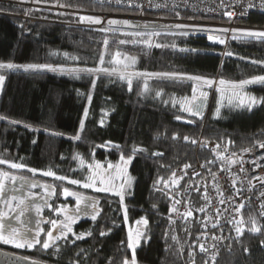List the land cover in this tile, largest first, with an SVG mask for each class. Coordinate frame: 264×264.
Returning a JSON list of instances; mask_svg holds the SVG:
<instances>
[{
	"label": "trees",
	"instance_id": "16d2710c",
	"mask_svg": "<svg viewBox=\"0 0 264 264\" xmlns=\"http://www.w3.org/2000/svg\"><path fill=\"white\" fill-rule=\"evenodd\" d=\"M21 2L36 0H0V64L50 65L55 70L17 67L0 71L4 77L0 83V116L5 117L0 119V159L23 165L13 169L9 163L0 164V171L29 175L51 171L53 177L83 184L88 173L86 177L75 176L77 156L87 161L90 169L101 172L107 165L114 171L131 157L127 170L133 182L123 194V204L112 192L99 194L100 213L95 220L83 222L80 227L85 238L70 248L88 264H124L126 259L131 264L128 227L143 225L145 239L135 247L136 264H209L197 252L198 236L205 224L200 209L207 207L199 183L205 177L209 179V173H188L179 180H174L173 174L182 167L210 168L218 161L217 153L197 148L200 138L216 142L231 155L264 144V83L254 82L247 88L249 94L263 99L260 105L252 110L226 108L219 117H214L218 93L211 98L201 93L196 96V105L207 107L202 117L181 111L169 100L193 93L199 81L189 77L240 85L264 76V39L249 35L224 44L211 43L205 35L109 32L72 25L69 22L77 19L72 15L35 10ZM61 5L74 10L134 14L130 9H113L84 0H63ZM147 16L218 20L183 11ZM238 25L259 32L264 29V14L251 13ZM229 52L232 55H225ZM125 64L129 65L128 73L176 75H131L130 90L127 80L118 74V68ZM92 68H115L116 72H79L77 78L68 71ZM77 135L80 138L74 139ZM133 148L142 151L133 154ZM97 164L101 167L96 168ZM187 184L191 191L185 198L192 215L184 222H175L172 209ZM247 217L254 218L252 210ZM145 219L147 224L137 223ZM233 227L237 228L216 231L220 237L228 233L229 240L214 264H264V231L254 234L249 222ZM211 253L210 247L209 256Z\"/></svg>",
	"mask_w": 264,
	"mask_h": 264
},
{
	"label": "built area",
	"instance_id": "2783aa9c",
	"mask_svg": "<svg viewBox=\"0 0 264 264\" xmlns=\"http://www.w3.org/2000/svg\"><path fill=\"white\" fill-rule=\"evenodd\" d=\"M53 4L32 2L23 3L35 10L48 11L58 14L72 15L76 21L69 22L72 25L107 30L109 32H121L120 25H107L110 21L116 23H163L173 25H183L182 29L169 30L166 33H191L192 35H205L221 37L226 44L235 35L231 31L224 32L223 29L233 30L238 24L248 18L251 13L264 14V0H84L94 4L110 7L113 9L125 8L134 11V14H124L115 11H94V10H74L61 6L63 0H54ZM183 11L193 13L201 17H215L217 21L202 19L191 20H168L164 18L149 17L147 14L158 12ZM231 13L232 15H227ZM84 18V19H82ZM88 18L99 19L100 23H90ZM105 25H107L105 27ZM133 25V24H132ZM194 27V29H191ZM202 27L205 29H195ZM105 28V29H104ZM114 29H120L115 31ZM168 29V28H167ZM172 29V28H169ZM243 29H249L243 27ZM105 30V31H106ZM264 32V29H258ZM129 32H137V28L129 27ZM150 32H146L148 34ZM160 34V33H159ZM236 37V36H235ZM238 38V37H236ZM219 146V147H217ZM197 148L208 150L218 154V161L214 162L210 168L196 165L190 168H178L174 171V180H179L188 175L192 176L199 172L207 171L210 178L205 177L199 183L201 195L207 196V207L200 211L204 214V229L198 236L199 243L197 252L205 257L209 264H214L218 254L225 248L229 240V234L218 236L223 229L244 225L249 222L254 234L264 231V147L253 146L236 154H228L226 150L214 141L199 139ZM215 175V179H213ZM172 178V179H173ZM191 191V185H186L184 192L178 195L174 207L178 210L172 211L175 222H184L187 217L184 214L190 209V202L186 201V195ZM221 201H224L221 203ZM243 205V207H241ZM254 213V218L250 219L247 214L250 210ZM179 213V214H178ZM246 214L245 218L244 215ZM215 225V227L213 226ZM259 229V231L254 230ZM235 235H238L235 233ZM203 246V251L201 250ZM212 248L209 256V248Z\"/></svg>",
	"mask_w": 264,
	"mask_h": 264
},
{
	"label": "flooded vegetation",
	"instance_id": "af4514ba",
	"mask_svg": "<svg viewBox=\"0 0 264 264\" xmlns=\"http://www.w3.org/2000/svg\"><path fill=\"white\" fill-rule=\"evenodd\" d=\"M0 173L6 174L0 176V182L4 185L3 197L0 200V211L5 212L7 217H10L4 220L5 234L7 235V231L10 228H17L24 238L28 240L35 238L40 241V243H36L32 247L26 245L21 248L14 247L12 244L0 243V264H88L70 246L73 247L77 240L81 241L85 238V232L80 227L83 222L85 220L93 221L92 215L97 216L100 213L98 195L112 191H96L83 188L81 184L69 183L72 180L70 178L59 180L53 176L29 175L28 173L22 174L16 171L7 172L4 169ZM98 173L105 175L101 171ZM11 177H15V180L13 181ZM32 185L36 186L32 187ZM65 188L85 198L82 201L79 213L75 211V197L64 196L63 190ZM13 196L17 197V199L12 200ZM21 198L24 199L23 205L19 204ZM93 202L95 203V208L91 207ZM9 203L11 204V209L9 208ZM84 204L89 206L84 207ZM24 207L28 210L21 217V220L25 221L21 225L15 219V215L20 208ZM66 215L75 217L74 222L71 223L72 232L69 233L67 229H64L66 238L61 236L55 241H49V248L44 249L42 244L43 241L48 239L47 232L53 231V225L49 221L58 220L64 222ZM56 227L59 229L61 225L58 224ZM81 234H83L82 238L77 239V236H81ZM58 235H60L59 231H53V236Z\"/></svg>",
	"mask_w": 264,
	"mask_h": 264
},
{
	"label": "snow or ice",
	"instance_id": "6c2138e0",
	"mask_svg": "<svg viewBox=\"0 0 264 264\" xmlns=\"http://www.w3.org/2000/svg\"><path fill=\"white\" fill-rule=\"evenodd\" d=\"M36 2H39V0H36ZM61 6H64V5H61ZM227 15L231 16L232 14L231 13H228ZM84 19V18H82ZM89 19V22L90 23H100V20L99 19H92V18H88ZM109 23H116L115 21H110ZM125 24H127V22L125 21L124 22ZM177 27H184L183 25H178ZM222 31L224 32H228V31H232V32H238V31H242V30H229V29H223ZM139 35V34H137ZM183 35H187V33H183ZM248 35L252 36V37H256V38H261V39H264V32H251V33H248ZM233 38H236L235 36ZM209 39L213 40V42H216V43H224V40L223 39H218V38H215V37H209ZM120 43H125V41H120ZM105 45H107V41H105ZM157 47H160L161 45L157 44L156 45ZM117 56L120 55V53L118 52L116 54ZM225 55H232V53H225ZM110 63H112L113 61H109ZM100 63L103 64L104 63V57L103 55L100 57ZM115 63H120V61H115ZM131 63H135V59L132 58L131 60ZM253 63H256L255 61H253ZM17 67H21L23 68L24 70H29V69H38V68H50L51 70H55L54 68H52V66L50 65H35V64H27V65H14V64H0V68H7V69H13V68H17ZM129 65L128 64H125L123 69L121 70V75H120V79H125L127 80V83H128V86H129V89L131 90V84H132V80L130 79V76L131 75H151V76H167V77H171V76H174L176 74H173V73H150V74H143V73H140V74H134V73H128L127 69H128ZM69 72L71 73H75L77 74V78H78V73L79 72H87L89 74H93V73H97V72H103V73H106V74H111L113 72H116V69L113 68V69H108V68H92V69H69L68 70ZM190 79H195V80H200L202 79L201 77H189ZM4 80V77L3 75H0V83H2ZM253 82H261V83H264V76H261V77H255L253 78L252 80H246V81H243L242 84H248V83H253ZM205 83L211 85L212 81H205ZM221 84H224L225 82L223 80L220 81ZM95 86V81L93 80V87ZM145 88H147V85L145 84ZM193 93H195V88L193 89ZM157 95H160V92H157ZM202 96H206L205 93H201ZM91 99V97H89V100ZM187 99V98H185ZM196 100V96L193 95L192 97V101L191 102H194ZM249 107H251V105L253 103H257V99L255 97H249ZM190 102V103H191ZM202 107V103L201 104H198L196 105L195 107V110L192 108V107H186L184 105H182V108L185 110V111H188L191 115H199L200 114V109ZM218 111V110H217ZM87 115V110H85V116ZM177 119H181V117L177 116L176 117ZM0 119H5V117H2L0 116ZM10 123H13V124H16V123H19L18 121H10ZM27 126V125H26ZM81 129H83V121L81 122ZM79 135H77L74 139H79ZM185 139L187 140L188 138L185 137ZM193 143H195V141H192ZM219 147V146H217ZM261 147H264V144L261 145ZM136 151H142V149H137V148H133V154H135ZM121 159L123 160L124 157L122 156ZM131 160V157L128 158L127 161H125V163L129 162ZM81 164L84 163V161L81 159ZM4 163H9V167L10 168H13V169H19V168H22L23 165L21 164H17V163H10V162H7V161H4L3 159H0V164H4ZM211 163V162H210ZM96 168H99L100 165H96L95 166ZM109 167H112L111 165H109ZM185 167H188V165H186ZM29 171H35L33 169H29ZM3 175H6L4 173H0V176H3ZM43 175H46V176H55V174L51 171H48V172H44ZM111 174H109L110 176ZM175 175V174H173ZM198 175V173H197ZM56 179H59V180H64L66 179L65 177H55ZM11 179L14 181L15 180V177H11ZM95 176H90L87 178V181L83 182L82 184V187L84 188H89V187H93L94 190L96 191H113L114 194L118 195L120 197V201L121 203L123 204V200H124V195H123V185H121V191H115L114 188H109V187H97L96 184H95ZM213 179H215V175H213ZM106 181L104 179H101L99 181L100 184H104ZM108 183H111V180L109 179L107 181ZM69 183L71 184H81V181L79 180H70ZM36 185H32V187H35ZM165 186H167V183H165ZM3 190H4V185L2 182H0V193H3ZM50 193H51V189L49 190ZM197 191H199V189H197ZM63 194L65 197H68V196H73L75 197L76 199V209L75 211L77 213H79L81 211V204H82V201L85 199L84 197L78 195L77 193L75 192H71L69 191L67 188H65L63 190ZM12 200H16L17 197L13 196L11 198ZM205 199H207V196L205 195ZM224 201H221V203H223ZM176 203H179V201H176ZM20 205H23L24 204V199L21 198L20 199V202H19ZM89 205L88 204H84V207H88ZM17 207H19V205H17ZM91 207L95 208V203L93 202L91 204ZM241 207H243V205H241ZM9 208L11 209V204L9 203ZM28 209L26 207L24 208H20V210L17 212V214L15 215V219L21 224L23 225L25 223L24 220H21V217H23L25 215V212L27 211ZM37 211H39V209H37ZM59 212V210H57ZM172 211H177L178 210L173 207ZM200 211H203V209H200ZM179 214V213H178ZM183 215L184 217H187V216H191L192 213L191 211H188L184 214H181ZM5 218H10V217H7V214L3 211H0V243H5V244H12L14 247H17V248H21V247H25L26 245L28 247H32L34 244L36 243H40L39 240L33 238L32 240H28L26 238H24L21 233H20V230L17 229V228H10L9 231H7V235L5 234V224H4V220ZM74 219L75 217L72 216V215H66L65 216V221L64 222H60L58 220H51L49 221V223H51L53 225V231H59L60 232V235L58 236H53V231H48L47 232V237L48 239L43 241V244H42V247L44 249H47L49 248L50 244H49V241H55L56 239H59L61 238V236H64L66 238V234L64 232V229H67V232H72V228H71V223L74 222ZM92 219L95 220L96 219V216L95 215H92ZM125 220H127V210L125 209ZM137 223H143V224H147V220H141V221H137ZM60 224L61 227L59 229H57V225ZM215 227V225H213ZM254 230L256 231H259V229H255ZM237 231H241V229H237ZM37 235H39V233H37ZM101 235H104V233H101ZM143 235V233L141 232H137L135 234V237H133V235L130 233L129 234V238H128V244H127V247L129 249H132L133 250V255H132V259H131V264H136V257H135V246L137 244H139V241H140V238L141 236ZM83 234H81V236H77V239H80L82 238ZM173 239H175V237H173ZM201 250L203 251V246H201ZM124 264H129V261L126 259L124 261Z\"/></svg>",
	"mask_w": 264,
	"mask_h": 264
},
{
	"label": "rangeland",
	"instance_id": "374dc122",
	"mask_svg": "<svg viewBox=\"0 0 264 264\" xmlns=\"http://www.w3.org/2000/svg\"><path fill=\"white\" fill-rule=\"evenodd\" d=\"M95 24L104 25L102 23H95ZM106 24L107 25L109 24L112 26H115V25L120 26L121 25L123 28H122L121 32H118V33H129V34H140V33H145V31H146V32H150L148 34L156 35L159 33H166L169 30L182 29V27H177L180 24H177V25L163 24V23H145V24L132 23L133 25L130 23H127V24H125V23H106ZM107 25H105V27ZM129 27L137 28V32H129ZM169 28H172V29H169ZM191 29H194V27H191ZM195 29H205V28L195 27ZM114 30L119 31L120 29H114ZM233 30H242V31H238V32H232L231 31V33L234 34L238 38L247 37V36H249L248 33H251L249 31H247L246 29H243V27H241V26H237ZM176 33H179V32H176ZM187 34H191V33H187ZM211 37H216V36H211ZM217 38L222 39L221 37H217ZM209 40L211 43H216V42H213V40H211V39H209ZM118 66L119 65L115 66V68H117ZM122 69H123L122 67L118 68V70H119L118 74L121 75ZM2 70H12V69L0 68V71H2ZM197 81H199V82H196V84L194 86L195 93H192L189 97H185L187 99L179 98V97L171 98L169 100V103L171 105L177 106L181 111L188 113V111H185L182 108V105H184L186 107H192L195 110V105H196L197 99L194 102H191L193 95L197 96L198 94L200 95V93H205L206 96H209V98H211L214 93H218L217 106H216V109L214 111V117H219V115L221 114V111L226 109V108L243 109V107H244V108H247L248 110H252L255 106L260 105L263 102V99L255 97V96L249 94V92L247 91V88L249 86H251L254 82L248 83V84L235 85L233 83H226L225 81H224L225 82L224 84H221L220 83L221 80L211 79L209 81H212V83H211V85H209V84L205 83V81L202 79L197 80ZM209 89H212V90L208 91ZM249 97H255L258 102L253 103L251 105V107H249V103H250ZM206 108L207 107H205L203 116L206 113ZM81 159L84 160L80 156L76 157V161H75L76 165L74 168L75 176L86 177L87 173H88V177L95 176V178H96L95 184L97 187L101 186V187L114 188L115 191H121V185H123V194L127 189L131 188L133 179L127 170L128 162L125 163V161H122L120 163V165L114 171L111 170V167H109V165L103 167V173H105L107 171V172H109V174H111L110 176L109 175L105 176L103 173H102L103 175H100L98 173L99 171H97L95 169H90V166H89L87 161H84V163L81 164V162H80ZM112 172H114V173H112ZM101 179H104L106 182L104 184H100L99 181ZM109 179L111 180V183L107 182ZM112 184L115 186H113ZM113 194H114V192H113ZM142 228H143V225L142 226L141 225L140 226L135 225L133 228L128 227V232L131 233L133 235V237H135V234L138 231L143 233V235L140 238L139 244H140V242H142L145 239V231ZM136 246H138V244Z\"/></svg>",
	"mask_w": 264,
	"mask_h": 264
},
{
	"label": "water",
	"instance_id": "95a60500",
	"mask_svg": "<svg viewBox=\"0 0 264 264\" xmlns=\"http://www.w3.org/2000/svg\"><path fill=\"white\" fill-rule=\"evenodd\" d=\"M203 102H204L205 104H207V101H206V100H204ZM204 110H205V108H202V109H201V113L199 114L200 117L203 116ZM2 197H3V193H0V200L2 199Z\"/></svg>",
	"mask_w": 264,
	"mask_h": 264
}]
</instances>
